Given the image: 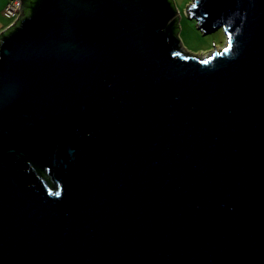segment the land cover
Instances as JSON below:
<instances>
[{"label":"water","instance_id":"obj_1","mask_svg":"<svg viewBox=\"0 0 264 264\" xmlns=\"http://www.w3.org/2000/svg\"><path fill=\"white\" fill-rule=\"evenodd\" d=\"M32 0L0 34V264H264V0Z\"/></svg>","mask_w":264,"mask_h":264},{"label":"rangeland","instance_id":"obj_2","mask_svg":"<svg viewBox=\"0 0 264 264\" xmlns=\"http://www.w3.org/2000/svg\"><path fill=\"white\" fill-rule=\"evenodd\" d=\"M194 0H174L179 15V35L184 49L200 58L210 57L215 51H222L228 44L224 29L205 34L198 26L196 19L190 18L188 8ZM2 0H0V3ZM1 8V4H0ZM4 12V10H3Z\"/></svg>","mask_w":264,"mask_h":264},{"label":"built area","instance_id":"obj_3","mask_svg":"<svg viewBox=\"0 0 264 264\" xmlns=\"http://www.w3.org/2000/svg\"><path fill=\"white\" fill-rule=\"evenodd\" d=\"M21 2L22 0H9L4 9V16L12 20L11 25L21 16Z\"/></svg>","mask_w":264,"mask_h":264},{"label":"crops","instance_id":"obj_4","mask_svg":"<svg viewBox=\"0 0 264 264\" xmlns=\"http://www.w3.org/2000/svg\"><path fill=\"white\" fill-rule=\"evenodd\" d=\"M9 0H2L1 8H0V34L8 29L10 25L12 24V20L8 19L4 16L3 10L5 9L7 3Z\"/></svg>","mask_w":264,"mask_h":264},{"label":"trees","instance_id":"obj_5","mask_svg":"<svg viewBox=\"0 0 264 264\" xmlns=\"http://www.w3.org/2000/svg\"><path fill=\"white\" fill-rule=\"evenodd\" d=\"M31 1L32 0H22V6H23V8L25 9L29 5V3ZM171 1L173 2L174 6L176 7V4H175L174 0H171ZM179 30H180V26H179V20H178V22L176 24V31H177L178 35H179Z\"/></svg>","mask_w":264,"mask_h":264}]
</instances>
